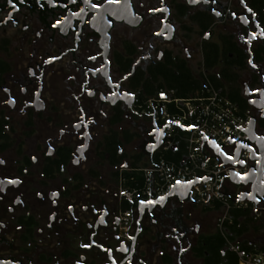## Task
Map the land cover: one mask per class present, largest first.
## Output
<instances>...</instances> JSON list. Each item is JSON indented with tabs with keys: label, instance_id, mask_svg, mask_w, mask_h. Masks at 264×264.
Returning a JSON list of instances; mask_svg holds the SVG:
<instances>
[{
	"label": "flooded vegetation",
	"instance_id": "flooded-vegetation-1",
	"mask_svg": "<svg viewBox=\"0 0 264 264\" xmlns=\"http://www.w3.org/2000/svg\"><path fill=\"white\" fill-rule=\"evenodd\" d=\"M163 7L168 13L154 11ZM257 23L264 28V0L195 5L188 0H26L23 5L0 0V160L5 162L0 165V264H111L101 248L80 247L92 241L111 249L117 264H233L226 245L221 257L198 256L200 239L217 232H211L209 213L192 199L171 198L165 206L141 212L136 202L130 235L135 241L122 237V214L129 206L120 200L123 172L133 156H154L159 150L148 152L153 130L128 104L137 90L144 91L133 86L139 74L148 77V69L172 53L203 85L205 79L213 84L211 77L220 81V89L213 86L250 118L249 165L255 168L264 162L259 139L264 136V92L259 91L264 89V34ZM162 28L169 38L155 35ZM207 44L217 45L222 54L211 71L204 64ZM195 55L200 63L191 68ZM225 69H232L235 81L223 78ZM9 99L14 105L6 103ZM81 109L87 129L74 127ZM117 116L121 123L113 125ZM113 132L135 135L118 148L122 163L115 167L102 149ZM136 140L142 155L123 152ZM91 162L108 165L118 192L102 188L99 173L85 172ZM54 191L58 197L51 196ZM101 216L104 225L98 223Z\"/></svg>",
	"mask_w": 264,
	"mask_h": 264
},
{
	"label": "built area",
	"instance_id": "built-area-1",
	"mask_svg": "<svg viewBox=\"0 0 264 264\" xmlns=\"http://www.w3.org/2000/svg\"><path fill=\"white\" fill-rule=\"evenodd\" d=\"M132 109L150 122L152 130L154 124L158 129H163L169 125V121L173 123L165 129L157 162L139 170L142 173V183L134 188L122 187L120 190V200L130 207L122 214V237L128 238L134 232L131 228V216L136 202L156 201L159 196H170L175 188L172 185L176 181L186 184L189 180L208 177L207 182H201L192 188L191 199L194 204L201 208L219 206L216 232L225 241L228 251L236 255L238 264H264V252L257 244H249L251 250H245L240 243L229 239L227 229L228 225H232V213L235 210L250 209L254 221H264V199L259 204L238 202L239 196L248 191L245 187H239L240 190L234 192L236 200L231 202L230 187L235 186L230 181L231 170L240 175L248 174L251 170L250 153L243 150L240 154V160L245 161L244 167L225 166L203 138L205 134L216 141V145L224 153L233 156L237 142L248 141V135L239 128L242 126L246 130L250 118L241 115L235 104L208 79H205L203 89L188 99L177 98L176 91L166 87L158 88L152 95L139 89L134 93ZM189 128L192 131L189 132ZM181 145L184 146L185 155L180 164L164 157Z\"/></svg>",
	"mask_w": 264,
	"mask_h": 264
},
{
	"label": "trees",
	"instance_id": "trees-1",
	"mask_svg": "<svg viewBox=\"0 0 264 264\" xmlns=\"http://www.w3.org/2000/svg\"><path fill=\"white\" fill-rule=\"evenodd\" d=\"M231 51L236 49L232 48L229 44ZM221 51L217 45L207 44L204 47V64L207 71H211L219 65L221 60ZM140 76L135 79L134 87H143L144 92L147 95H152L155 93L156 88L167 87L169 89H174L176 91V96L179 99H188L197 92L203 89V84L195 76L192 75L191 71L188 69L187 64L173 56L172 53L168 52L165 55L163 62L152 65L148 71L146 77L145 72H141ZM223 78H227L229 81H235V73L232 69L221 71ZM234 79V80H233ZM214 86L217 89L222 87L220 81L211 77ZM121 123V116L112 122L113 125ZM151 129L150 122L148 123ZM152 130V129H151ZM112 137L106 138V143L103 146V156H107L108 162L111 166H119L122 163V158L118 157V148L122 147L124 144H130L135 135L129 134V132H124L120 134L119 132H113ZM185 155L184 146L181 145L178 149L173 150L166 154L164 157L173 163L180 164L183 161ZM160 154L157 152L154 156H133V163L128 171L123 172L122 180L124 188H134L142 183V173L139 171L145 167L155 164L159 159ZM232 194L231 202L234 203L236 196L234 192L239 191V187H230ZM130 207L126 205L124 211ZM219 206L215 205L214 208H203L202 211H218ZM232 225H228V236L232 242H237L242 245L245 250L250 251L251 247L249 244H257L260 250L264 252V221H254L252 211L250 209L245 210H235L232 213ZM225 241L219 234H214L206 237H202L199 242V247L197 248L198 256L204 258L206 253L211 256L212 254L217 257H221V251L225 248ZM234 260L233 264H238V259L236 255L232 254Z\"/></svg>",
	"mask_w": 264,
	"mask_h": 264
},
{
	"label": "water",
	"instance_id": "water-1",
	"mask_svg": "<svg viewBox=\"0 0 264 264\" xmlns=\"http://www.w3.org/2000/svg\"><path fill=\"white\" fill-rule=\"evenodd\" d=\"M133 105V100H131V102L128 104L129 108H131ZM171 125L169 124L167 127L163 128V129H158L157 126L154 124V130L152 135L154 136V140L151 143V145L153 147H150L148 149V152L150 154H154L162 145L163 140L165 138V129L170 127ZM174 126L179 127L178 124H174ZM249 124L246 128V130H243V127L241 126L239 129L243 132H245L246 134H249ZM183 130H185V128H182ZM189 132L192 131L191 128L187 129ZM201 132V131H200ZM203 133V132H201ZM204 134V133H203ZM205 136V134H204ZM212 139L209 137V140L206 141L209 145V147L213 150L214 154L222 161V163L225 166H232V167H237V166H241L244 167L245 164L241 165L239 163H235L234 161L236 160H240V154L243 150L248 151L249 153H251V149L249 147V144L251 141H247V142H237V146H236V150L234 152V155L232 156L233 159L229 160L227 159V157L223 154H221V148H217L216 145H213L210 143ZM244 145H247V147H245ZM224 153V152H223ZM258 161V160H257ZM236 173L231 170V174H230V181L232 184H234L235 186L238 187H250V189L248 191L243 192L239 198H238V202H250V203H254V204H259L260 201H262L264 199V162H258L256 167L251 169L250 172L246 175H240V176H244L245 179H241L240 176L235 175ZM209 180L208 179H198L196 180L195 183L188 185V184H177L176 187L174 188V190L172 191V193L170 194V196L166 197L165 201H163V206H165L167 204V202L169 201V199L171 198H178L180 201L182 202H187L189 200H191V191L192 188L196 185H199L201 182H207ZM254 197V199H253ZM151 207V206H161L160 203H156L154 205H148V204H144L141 205L140 203H138V210L141 212L144 208L146 207Z\"/></svg>",
	"mask_w": 264,
	"mask_h": 264
},
{
	"label": "snow or ice",
	"instance_id": "snow-or-ice-1",
	"mask_svg": "<svg viewBox=\"0 0 264 264\" xmlns=\"http://www.w3.org/2000/svg\"><path fill=\"white\" fill-rule=\"evenodd\" d=\"M25 2H26V0H19V3L22 4V5L25 4ZM85 2H87V0H85ZM201 2H203L204 4H207V3H209V0H188V3H189V4H193V5H195V4H199V3H201ZM212 2L214 3L215 0H212ZM243 2H244V0H241V3H243ZM9 3H12V0H9ZM48 3L51 4V3H52V0H48ZM160 3L163 4V3H164V0H160ZM245 6H246V5H245ZM12 7H13V8H16V5H15V4H12ZM93 7H95V5H93ZM17 10H18V9H17ZM154 11H156V12H161V13H168L169 9H168L167 7H163V8H156ZM248 11H249V12H252L251 9H248ZM215 14H216L217 16H220V15H221L220 12H216ZM252 16H253V18H255V13H254V12H252ZM166 18H167V17L165 16L164 19H166ZM10 19H11V17H10ZM242 19H244L245 22H247V18H246V17H244V18H242ZM255 26H256L257 28L260 29V31H261L262 34H264V28H260V25H259L258 23H257ZM53 27H56V25L54 24ZM166 27L169 29V32H171V31L174 30L170 24L166 25ZM155 35H157V36L164 35V33H163V28L161 29V31L156 32ZM250 36H251L252 38H255V34H253V33H250ZM164 38L167 39V38H169V36L164 35ZM91 58H92V59H95V57H91ZM55 59H59V57H56ZM51 62H52L51 60L45 61V63H51ZM137 63H139V61H137ZM249 63L251 64L252 68H254V69L257 68V65H256L255 63H253L251 60H249ZM32 75L35 76L36 74L33 72ZM4 91H8V90H7V89H4ZM259 91L264 92V89H261V90H259ZM37 95H38V94H37ZM88 95H93V93H92L91 91H89V92H88ZM125 95H130V94H129V93H125ZM161 95L163 96V94H161ZM6 103H8V104H10V105H14L15 101L9 99V100L6 101ZM81 113H82V115H81L80 118H79V119H80V123L74 125V127H76L77 129H79V128H81V127L83 126L84 129H87V124L84 122L83 109H81ZM92 122H93V121H89V123H92ZM168 123L171 124V123H173V122H172V121H169ZM176 123H179V122H176ZM250 123H251V121H250ZM165 126H167V125H165ZM181 127H183V125H181ZM61 135H63V130L61 131ZM202 135H203V134H202ZM84 136L90 138V136H89V134H88L87 131L84 132ZM203 138H204L206 141L209 140V137H207V136H204ZM229 139L231 140V138H229ZM259 139L264 140V136H260ZM232 142L235 143V141H232ZM210 143L213 144V145H216V141H214V140H211ZM244 146L247 147V145H244ZM81 147H82V148H83V147H87V145L85 144V145H82ZM149 147H153V146L150 145ZM216 147L219 148V145H216ZM78 151H80V149H78ZM48 154L51 155V151H49ZM221 154L225 155V156L227 157V159H229V160H232V159H233L232 156H228L227 153H223L222 150H221ZM82 156H83V153L81 152V156H80V157H77V159L74 161V163H79V160L82 158ZM32 159H33V161H35V160H36V157L33 156ZM234 162H235V163H239V164H241V165L245 164V161L242 160V159H241V160H236V161H234ZM4 163H5V162H4L3 160H0V165H3ZM124 166L126 167L127 165H124ZM235 175L240 176L239 173H236ZM240 178H241V179H245L244 176H240ZM203 179H208V177H204ZM195 182H196V181L189 180V181H186L185 183L188 184V185H191V184H193V183H195ZM7 183H8V184H13V185H15V184H19V183H21V181H19V180H8ZM180 183H181V181H176V184L172 185V187H176V185H177V184H180ZM3 190H4L3 188H0V192H2ZM38 195H41V194L38 193ZM51 196H52V197H58V196H59V192L54 191V192L51 193ZM42 198H43V197H42ZM165 199H166L165 196H159V197L157 198L156 201H153V200H147V201L141 200V201H139V203H140L141 205H144V204L154 205V204H156V203H160L161 206H163V201H165ZM253 199H254V197H253ZM16 203H22V201L17 200ZM52 203H53V204L56 203L55 199L52 200ZM68 210H69V211L72 210V209H71V206H69V209H68ZM105 214H106V213H105ZM51 219H53V220L55 219V214L52 215ZM98 223H99V224H102V225L106 224V221L104 220V217H103V216H101V217L99 218ZM115 223L118 224V223H119V220L117 219V220L115 221ZM50 226H51V225H49V227H50ZM89 227H92V225H89ZM92 235H95V233H93ZM117 239H119V237H117ZM128 239H129V240H132V241H135V236H129ZM93 245H95V246L98 247V248H101L103 251L108 252V254H109V258L111 259V264H117L116 260H115L114 258L111 257V249H104V248H103V245L96 244L95 241H92L91 243H82V244L80 245V247H82V248H91ZM123 250H124V251H127L128 249H127V248H124ZM185 250H186V249H182V251H185ZM117 251H119V249H118Z\"/></svg>",
	"mask_w": 264,
	"mask_h": 264
},
{
	"label": "rangeland",
	"instance_id": "rangeland-1",
	"mask_svg": "<svg viewBox=\"0 0 264 264\" xmlns=\"http://www.w3.org/2000/svg\"><path fill=\"white\" fill-rule=\"evenodd\" d=\"M200 56L195 55L193 60L190 62V66L191 68H195L198 67ZM126 123L124 126L125 128H130V125ZM141 141L136 140L131 146H126L125 148H123V152H125L127 155H140L141 152ZM142 155V154H141ZM95 171L97 173L100 174V176L103 177V183L105 185V187H102L104 189H111L112 191L118 192V187L116 188V186L114 184H112V182L110 181L111 179V173L112 170L108 167V165L106 163H101L98 165H94V163H89L88 165L85 166V172H89V171ZM203 208H200V210L202 211ZM203 213H209V219H210V223H211V232L212 233H216V221L219 217V213L218 211H208V212H204ZM210 234V233H208Z\"/></svg>",
	"mask_w": 264,
	"mask_h": 264
},
{
	"label": "crops",
	"instance_id": "crops-1",
	"mask_svg": "<svg viewBox=\"0 0 264 264\" xmlns=\"http://www.w3.org/2000/svg\"><path fill=\"white\" fill-rule=\"evenodd\" d=\"M204 86V85H203ZM199 208H201V207H199ZM205 208H210V207H205Z\"/></svg>",
	"mask_w": 264,
	"mask_h": 264
}]
</instances>
